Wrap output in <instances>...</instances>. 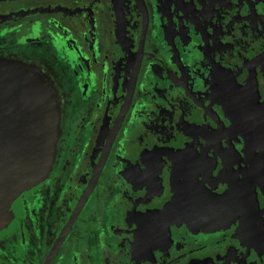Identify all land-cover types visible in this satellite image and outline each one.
Here are the masks:
<instances>
[{
    "label": "flooded vegetation",
    "instance_id": "1",
    "mask_svg": "<svg viewBox=\"0 0 264 264\" xmlns=\"http://www.w3.org/2000/svg\"><path fill=\"white\" fill-rule=\"evenodd\" d=\"M0 59L62 110L0 264H264V0H0Z\"/></svg>",
    "mask_w": 264,
    "mask_h": 264
},
{
    "label": "water",
    "instance_id": "2",
    "mask_svg": "<svg viewBox=\"0 0 264 264\" xmlns=\"http://www.w3.org/2000/svg\"><path fill=\"white\" fill-rule=\"evenodd\" d=\"M55 89L36 66L0 59V227L12 201L49 171L59 134Z\"/></svg>",
    "mask_w": 264,
    "mask_h": 264
},
{
    "label": "rangeland",
    "instance_id": "3",
    "mask_svg": "<svg viewBox=\"0 0 264 264\" xmlns=\"http://www.w3.org/2000/svg\"><path fill=\"white\" fill-rule=\"evenodd\" d=\"M32 65L36 66L37 68H39L42 71L44 76L47 77V79L50 81V83L52 84V86L55 89V93H56V96L58 98V104H59L58 105V110H59V134H58V141H59V138H60V135H61V120H62V110H61V105H60L61 99L59 98L60 97L59 91H58L54 81L52 80V78L50 77V75L48 73L43 71V69L40 66H38L37 64L32 63ZM58 141H57V145H56V151H55L54 159L52 161V164H51V167H50L49 171L45 174V176L41 180L39 179L38 181H35V183L31 184L30 186H28L24 190L20 191L19 194L13 199V201H12V209H11L12 212L9 215L8 221L3 226L0 227V232L3 231L4 229H6L11 224L12 220L18 215V210L16 209L18 201L20 202V200H22L23 198H25V197L29 196L30 194H32L35 190L40 188L46 182V180L48 179V176L50 175V173H51V171L53 169L55 160H56L57 149H58ZM96 255H97L96 261L99 264L101 262V254H100L99 251H97ZM197 264H210V263L203 262V263H197Z\"/></svg>",
    "mask_w": 264,
    "mask_h": 264
}]
</instances>
